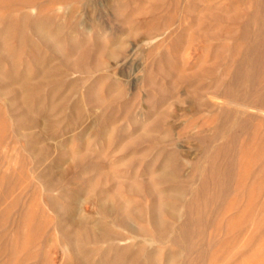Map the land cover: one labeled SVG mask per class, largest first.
Wrapping results in <instances>:
<instances>
[{
	"label": "bare ground",
	"instance_id": "bare-ground-1",
	"mask_svg": "<svg viewBox=\"0 0 264 264\" xmlns=\"http://www.w3.org/2000/svg\"><path fill=\"white\" fill-rule=\"evenodd\" d=\"M147 2L113 0L112 22L108 19L100 26L79 13L89 4H102L101 0H84L82 5L77 0H0V97H8L0 103V121L11 116L10 130L26 140L34 158L41 157L44 133L35 131L41 128V119L50 123L47 130L55 123L49 111L69 106V118L82 116L83 101L73 98L80 86L94 108L103 110L121 101L112 106L116 118L102 113L95 119L107 124L99 132L107 141L119 135L115 151L125 154L115 164L95 165L90 155L97 151L88 155L83 147L85 153L72 152L79 158L76 167L97 175L85 180L76 174L56 175L58 179L47 181L46 201L56 214L61 251L69 256L62 264H250L253 260L264 264L263 216L244 247L233 245L225 252L222 237L207 234L209 227L216 232L223 229L217 220L225 200L232 196L234 185L243 184L239 155L251 156L244 178L256 180L264 172L257 166L258 159L264 160V0ZM176 30L180 33L170 42ZM112 59L116 67L109 69ZM129 59L128 66L137 73L124 80L125 69L117 67ZM71 73L81 76L69 80ZM180 83L190 94L185 108L175 97ZM127 85L135 89L132 95ZM47 87L48 93L42 94ZM141 89L149 91L148 110L132 112ZM43 104L47 107L41 111ZM175 104L187 124L197 125L193 137L198 155L193 158L180 149L183 128L177 131L179 126L170 121ZM113 119L120 126L113 127ZM129 122L137 125L130 129ZM7 130V126L0 129V147ZM101 150L96 155L102 156ZM133 157L147 159L140 174L116 170L127 167ZM34 164L38 170L41 160ZM58 165L47 166L46 171ZM23 173L21 166L0 176V264H22L34 257L35 264H46L41 246L32 249L41 244V208L37 214L25 210L22 187L13 196ZM36 177L41 180V173ZM259 181L258 192L264 190V179ZM66 184L76 187L72 190ZM101 184L106 187L97 190ZM57 189L59 196L52 193ZM126 192L134 196L127 197ZM84 193H91L103 217L80 213ZM255 201L253 197L249 201V220ZM233 234L236 238L237 230ZM14 236L27 237L20 246L23 256L16 261ZM48 239L49 235L44 241Z\"/></svg>",
	"mask_w": 264,
	"mask_h": 264
},
{
	"label": "rangeland",
	"instance_id": "rangeland-1",
	"mask_svg": "<svg viewBox=\"0 0 264 264\" xmlns=\"http://www.w3.org/2000/svg\"><path fill=\"white\" fill-rule=\"evenodd\" d=\"M42 1H44V0H42ZM77 1H78L77 4L82 5L84 0L83 1L77 0ZM101 1H102V4H94L95 6L90 5V4L87 5L86 7L84 6V8L82 6L83 10L80 11L79 15L82 16L83 19H85L88 16L91 19L93 18L92 19L93 22L99 23L100 26H102L103 24L107 25L109 23V22H107L108 19L112 22V18H113V12L112 11H113V9H111L112 4L110 5L109 3H111L113 0H109V2H108V0H101ZM150 1L151 0H149V2ZM149 2H147L148 3L147 5H149ZM107 5H109L110 7ZM55 6H56V8H58L59 5L55 4L54 7ZM30 11L33 13H36L37 9H32V10L30 9ZM175 26H176V24H173L172 27H175ZM175 32H174L175 35L173 33L171 35V38L170 37L168 38V40H170V42L172 39L174 40L175 36L177 37L178 34L180 33L177 30ZM233 41L234 40H232L231 43H233ZM132 47H133V44L129 42V49ZM131 57H133V56H131ZM53 61H56V60H53ZM129 61H130V59L126 63H123V65L119 64V66L117 67L118 68L117 70H120L121 67H123L125 69V74L127 76H122L124 80L130 79V76L133 77L134 73H137V70L134 68V66H132V65L128 66ZM134 61H135V63H138L139 59H136ZM108 63L110 65L109 69L116 67V64L114 63L113 59L109 60ZM139 63H140V66L141 65L144 66V64H145L144 61L142 63L141 62H139ZM53 64H55V62ZM125 67L127 68V70ZM70 75H72V76H70ZM70 75L68 76L69 80L74 79V78H78L81 76L79 73H75V74L71 73ZM126 87L128 88L127 89L128 95H132V93L135 91L133 86L127 85ZM48 89H49L48 87L42 89L41 93L47 94ZM66 92H67V90L65 91V93ZM67 93H69V91ZM101 93L105 94L106 92H105V90H102ZM136 93L139 97L137 99L138 101L135 102V107L133 108L132 112H137V113L145 112L146 113L148 110V106H149L148 104H146V103H148L146 101H147V94L149 93V91L146 89H144V90L141 89L140 91H137ZM58 97H59V95H57L54 98V100H56ZM76 97H80V99H82V101H83L82 113H81L82 116H80V118H78V119L69 118V116L72 114V110H71V108H69V106H66L63 109H61V107H58L55 110L49 111L48 116L52 119V122H55V123H53V125H50L48 130L45 127L49 126L48 124H50V123H48V121L45 118L41 119V128L37 127L35 131L40 132V130H41V132H43L46 135H44V134L41 135V157H39V159L34 158L32 153L27 149L26 140L23 138L17 137V135H15V132L10 130L12 124H14V123L12 121V118H10L11 116L9 114L8 115L6 114L0 121V129L2 127L4 128L5 126H7V128L9 129V130H7L6 136H5L4 140L2 141V144L0 147V152H1L0 176L6 172H11V171L13 172L15 170L18 171L19 168H21V166L24 167L22 184L20 185V188H18L13 193V196L16 195L19 192V190L24 188L23 192H24V196H25V198H24L25 202L23 203V205H24L25 210H27V212L37 214L39 209L41 208V230H42L41 244H39L38 242L35 243L34 246L32 247V249L33 250L35 249L34 251H36L41 246V252L43 254L46 253L45 254L46 264H62L63 260L66 257L69 258V256H65L61 251L59 232L55 227V215L56 214L53 211V209L47 204V201H46V199H47L46 194L50 192L47 190V188L49 186L47 181H49V179H51V178L53 180L55 178V180H56L57 176L58 177H64L65 176V178H71L73 175L76 174L80 180H85L87 178L92 177L93 175H97L96 171L95 172L89 171L90 173H88V171L82 172L79 167H76L79 158H77V156L72 155V152H78V150H79V151H83L82 153H85L87 150H85L83 147L88 149V151H87L88 155L90 154V151H92V150L93 151L96 150L97 152L98 151L100 152V150L102 149L101 150V152L103 154L102 156L96 155V153H97L96 151H95L96 153H94V155L93 154L90 155L91 156L90 157L91 162L95 165L96 164L97 165H103V164H106L107 162H112L115 164L117 162L118 158L122 157L125 154L123 152H119L118 150L115 151V146H116L115 144L120 140L119 135H117V134L111 135L110 140L107 141L99 133L102 126H105L107 124L104 123L101 125L98 123L97 119H95L98 114H102V113L103 114L105 113V115H107L108 117L114 116L113 118H116L115 112L112 111V108L115 107L116 105L120 104L121 101L114 102L112 104L113 107L110 106L109 108H106L103 110L99 109V108H94L88 103L90 98L88 96H86L85 88L82 86H80L79 91L76 93L75 97L73 96V98H76ZM175 97H178V99L181 100V102H182L180 104L181 107L185 108L188 106V100L190 99L189 98L190 94L187 93V87L185 86V83L179 84V90L176 92ZM0 99H1L0 103H2L1 105H3L4 102L8 100V97H0ZM46 107H47L46 104H43V106L41 107V111H44ZM172 108H173V111H172V116L170 118V121L173 122L175 125L179 126L177 131L181 130L183 128L181 130L182 131V133H181L182 137L180 138L179 141L182 144H184V147L181 146L180 149H182L184 151V153L187 154V156L189 153L190 154L189 156L191 158H193L196 155H198V150L195 147L197 145L198 141L193 137V134L195 133V131L197 129V125L195 123H193V124H189V123L187 124L186 123V120H185L186 117L179 115L180 110L178 109L177 104L172 106ZM91 109H93V110L91 111ZM112 114H113V116H111ZM118 116H121V115L118 114ZM142 120L144 121L145 118H143ZM113 121L115 122L113 127L120 126L121 123L118 122L117 119H115V120L113 119ZM123 123H125V122L123 121ZM125 124H127V123H125ZM136 125H137V123L134 124L133 122H129V124H128L130 129L134 128ZM186 132H188V133H186ZM184 134H186V135H184ZM107 142H109L110 144L109 143L106 144ZM188 150H189V152H188ZM103 156L106 158L108 156L109 157L105 160V158ZM239 157L241 158V167L239 170L240 171L239 176L243 177V179H242L243 184L234 185L233 190H236L235 191L236 193L232 190V192H231L232 194H230L232 196H228V198L225 200V203H224L226 205V206H224L225 209H223V211H222L221 218L219 220H217V222H219V224L222 225L223 229H220L218 232H216L215 229L213 230L212 227H209L207 229V234L213 233L220 238L222 237L221 239L224 242L222 245L224 247L223 250L225 252H226V250L229 251L230 249H233L236 247L246 246V244L248 243L250 234H253V230L257 229L256 227H257V223L260 220L259 218H261V216L264 217V190H261L259 192L257 191L258 190L257 185H258V182H260L259 180L264 179V175H263L264 172L260 173V176H258L256 178V180L255 179L249 180L248 178L247 179L244 178L246 171L249 170V168H250L249 160H250L251 156H250L249 152H243L239 155ZM71 158H73V159H71ZM96 158H99V159H96ZM38 160H41V164H40L38 170L37 169L35 170L33 165H35L34 163H36ZM146 160L147 159H143V160L139 159L138 157L137 158L133 157V159L129 158V165L127 167L120 166L119 168H117V166H116V168H117L116 170L124 172V173L127 172V174H131L135 170V172H138L140 174L141 168H139V167L142 165L145 166L146 162H147ZM261 162H262L263 166H262ZM54 163H58L59 167L57 166L55 168V170L50 171V172L46 171L47 166H51ZM257 163H258L257 164L258 167L261 166L264 169V160L258 159ZM132 164H138V166L133 167ZM117 165H120V163H118ZM67 171H69V172H67ZM38 173H41V180L36 177V175ZM47 173H53V174L47 175ZM247 183H249V184H247ZM66 185H70L69 187L72 186L73 187V188L71 187L72 190H74V188L76 187L75 185H71V184H66ZM32 186L35 189L32 188ZM161 186L164 187V186H167V184H162ZM36 187H38V188H36ZM105 187H106L105 185L101 184V185L97 186V190H103ZM55 191L56 190H54L52 192L53 194H55V196H59L61 194V190L57 189V191L56 192ZM246 191L248 192V194ZM91 193H89V194L84 193L81 195L82 199L80 200V206H81L80 207V213L81 214H92L93 213L96 218L103 217L102 214L99 212L100 210H99L98 205L95 202V200L93 201L92 199H90ZM239 194L241 196H239ZM243 194L246 196L244 197ZM125 195L127 197L134 196V194H131L128 192H126ZM251 197H253L256 200L255 201L256 204L254 205V208L252 210V218H251L252 220H249V218H248V209H249L248 205L250 203L249 201H250ZM246 198H247V200H246ZM245 202H246V204H245ZM258 209H260V210H258ZM227 212H228V214H227ZM236 213H238V214L236 215ZM260 214H262V215H260ZM233 217H235V218L233 219ZM253 219H255L256 221L255 220L253 221ZM108 220H110V219H108ZM223 224L224 225L226 224V225L223 226ZM30 225H32L31 222L26 224L23 227V229L28 230L30 228ZM113 226L117 227L115 224H113ZM227 226L230 228L229 232H226ZM234 230H237V233L239 234V235L237 234L236 238L233 234ZM13 233L14 232H12V234ZM12 234H10V236ZM48 235H49V239H48V241L45 242L44 238ZM239 239H241V240H239ZM11 241L13 242V245L17 249V256L15 258V261H16L17 258H20L23 256V249L21 247L23 246L22 245L23 242L25 243L27 241V237L25 236L21 239L18 236H16V237L14 236L13 239L11 238ZM240 242H241V244H240ZM233 245H234V247L232 248ZM262 246L264 248V234H263ZM171 248L173 250L177 249L174 246H171ZM19 254H21V255H19ZM36 261H37V258L34 257L33 259L26 260L22 264H35ZM250 264H256V260H253Z\"/></svg>",
	"mask_w": 264,
	"mask_h": 264
}]
</instances>
